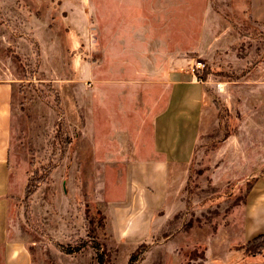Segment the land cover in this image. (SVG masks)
<instances>
[{
  "label": "rangeland",
  "instance_id": "1",
  "mask_svg": "<svg viewBox=\"0 0 264 264\" xmlns=\"http://www.w3.org/2000/svg\"><path fill=\"white\" fill-rule=\"evenodd\" d=\"M176 63L205 86L199 139L169 171L157 230L133 243L110 207L128 165L153 158ZM0 79L16 83L11 209L34 264H128L141 246L136 264L245 263V198L264 174V0H0Z\"/></svg>",
  "mask_w": 264,
  "mask_h": 264
},
{
  "label": "crops",
  "instance_id": "2",
  "mask_svg": "<svg viewBox=\"0 0 264 264\" xmlns=\"http://www.w3.org/2000/svg\"><path fill=\"white\" fill-rule=\"evenodd\" d=\"M179 67L176 63L174 69L165 72L163 84L159 85L167 97L153 121L150 150L153 158L128 165L125 199L110 207L115 235L133 243L145 240L157 230L154 223L166 203L169 171L172 166L191 161L199 139L205 112V86ZM15 84L13 80L0 79V264H34L23 230L14 223L11 209L16 195L24 191L22 181L14 176L17 169L12 150ZM116 89L128 88L117 86ZM119 133V141L125 143L126 150L135 149L134 144L130 145L133 138L129 133ZM260 235H264V174L246 194L239 244ZM241 260L244 264H264V254L246 259L242 252Z\"/></svg>",
  "mask_w": 264,
  "mask_h": 264
},
{
  "label": "trees",
  "instance_id": "3",
  "mask_svg": "<svg viewBox=\"0 0 264 264\" xmlns=\"http://www.w3.org/2000/svg\"><path fill=\"white\" fill-rule=\"evenodd\" d=\"M258 177L255 178V180L253 182L256 181ZM36 178L35 175L33 177H30L28 179V182L26 184V188H25V196H26V200H29L30 197L35 193V182H36ZM253 184V183H252ZM251 184V185H252ZM251 186L248 188V191L250 190ZM86 244H82L80 246H78L76 249H71V250H65L67 254H73L76 252H79L81 249L85 248ZM98 252L100 251V245L99 244H95V246H93ZM236 250L243 251V255L244 258L246 259H253V258H257L260 257L264 254V235H260L257 236L256 238L250 240L249 242L242 244L241 246H238L236 248ZM145 249L143 248V246L139 247L137 249V251H135L132 256L129 259L128 264H136L141 258L142 255L145 253ZM101 257V258H100ZM99 258L101 260V264L103 262V256L101 254H99Z\"/></svg>",
  "mask_w": 264,
  "mask_h": 264
}]
</instances>
